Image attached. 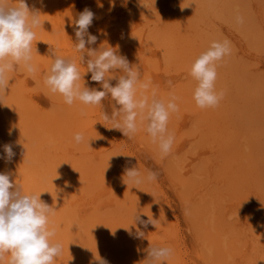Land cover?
Masks as SVG:
<instances>
[{
  "label": "rangeland",
  "instance_id": "374dc122",
  "mask_svg": "<svg viewBox=\"0 0 264 264\" xmlns=\"http://www.w3.org/2000/svg\"><path fill=\"white\" fill-rule=\"evenodd\" d=\"M26 2L41 8L45 24L35 29L37 73L30 77L20 68L10 73L0 103V155L11 142L16 153L9 164L0 159V172L13 174L10 166H20L28 182L20 183L18 170L12 182L26 186L27 194L45 192L41 199L54 205L52 242L62 245L54 264H89L97 251L108 264H140L150 243L173 250L168 264H264V0H115L114 8L110 0ZM86 7L96 14L89 28L98 36L93 47L105 41L118 45L139 64L141 79L151 81L147 94L155 89L158 98L178 96L179 111L168 124L175 139L167 157L143 125L131 139L107 128L112 124L102 113H111L110 97L101 105L76 101L70 107L44 85L53 60L50 47L62 57H78L73 22ZM212 41L231 46L217 68L216 89L225 95L218 107L200 109L192 99L196 82L189 70ZM90 77H84L86 86L102 90ZM76 133L85 140L77 144ZM132 165L142 175L157 172V179L138 189L127 186L122 174ZM136 210L144 219H157L156 227L142 229L143 239L125 230ZM9 259L5 254L0 264Z\"/></svg>",
  "mask_w": 264,
  "mask_h": 264
},
{
  "label": "clouds",
  "instance_id": "9594fccd",
  "mask_svg": "<svg viewBox=\"0 0 264 264\" xmlns=\"http://www.w3.org/2000/svg\"><path fill=\"white\" fill-rule=\"evenodd\" d=\"M38 3L43 5V0H38ZM114 7L115 0H110V8ZM183 8L186 7L181 6ZM41 14V8L36 7L35 3L30 6L26 0H0V103H3L6 89L10 86V73L17 68L30 77L37 73L33 63V43L38 42L35 29L44 23ZM95 19L96 14L86 7L73 22L76 37L74 51L79 54L77 58L62 57L56 48H49L53 60L43 76L44 85L51 94L61 95L69 106L76 101L85 106L101 105L106 97H110L113 101L112 111L110 114L106 111L102 113L103 120L112 124L107 128L119 130L123 136L131 139L143 125L151 142L158 145L161 157H167L175 139L168 130V124L171 115L179 111L176 103L178 97L169 94L167 100L158 98L155 89L150 95L147 94L151 81L141 79L139 64H132L120 52L118 45L112 46L105 41L106 44L103 42L99 47H93L97 44L98 36L91 34L89 28ZM35 50L38 53L37 48ZM230 55L228 41H212L191 64L189 75L196 82L193 99L198 108L219 106L225 93L222 89H216L217 68ZM77 60L79 65L85 66V71H81ZM87 73H91V81L97 82L102 90L86 86L84 77ZM113 80L116 81L115 85L112 84ZM168 84L171 85V81ZM74 139L79 144L85 137L76 133ZM90 140L87 141L89 146ZM15 155L13 145L5 144L0 159L11 163ZM157 176L158 173L150 169L146 175H142L139 168L132 165L125 166L122 181L127 186L131 184L137 188L135 186L142 183L155 181ZM11 177V171L0 172V262L5 254H10L8 264H54L62 252V245L52 242L56 229L50 227V217L55 214V207L41 199L45 192L27 194L21 185L12 182ZM141 213L145 214L134 211L133 224L123 228L135 239L145 238L142 229H147L149 225L156 227L157 223L153 216L147 215V219H144ZM115 232L111 230L113 237ZM144 251L146 257L140 264H168L173 254L170 247L151 243ZM89 264H108V261L100 257L97 251L94 261Z\"/></svg>",
  "mask_w": 264,
  "mask_h": 264
},
{
  "label": "bare ground",
  "instance_id": "6f19581e",
  "mask_svg": "<svg viewBox=\"0 0 264 264\" xmlns=\"http://www.w3.org/2000/svg\"><path fill=\"white\" fill-rule=\"evenodd\" d=\"M158 3H159V2H158ZM147 9H148V8H147ZM177 13H178V12H177ZM150 16H151V15H150ZM182 17H183V16H182ZM44 24H45V23H44ZM54 24H55V23H54ZM174 31H175V30H174ZM177 31H178V30H177ZM184 32H185V31H184ZM46 33H47V32H46ZM49 33H50V32H49ZM251 38H252V37H251ZM249 42H250V41H249ZM163 44H164V43H163ZM189 50H190V49H189ZM40 56H41V54H40ZM45 56H46V55H45ZM173 57H174V56H173ZM182 59H183V58H182ZM239 66H240V65H239ZM156 67H157V66H156ZM227 68H228V67H227ZM235 69H236V68H235ZM242 72H243V71H242ZM227 74H228V73H227ZM230 74H231V73H230ZM144 77H145V76H144ZM242 80H243V79H242ZM251 80H252V79H251ZM188 81H189V80H188ZM259 81H260V80H259ZM233 83H234V82H233ZM236 83H237V82H236ZM236 83H235V85H236ZM253 84H254V83H253ZM235 85H234V86H235ZM20 86H21V85H20ZM238 86H239V85H238ZM249 86H250V85H249ZM255 86H256V85H255ZM223 88H224V87H223ZM220 89H221V87H220ZM230 91H231V90H230ZM244 91H245V90H244ZM251 91H252V90H251ZM260 91H261V90H260ZM224 93H225V92H224ZM241 93H242V92H241ZM247 93H248V92H247ZM254 94H255V93H254ZM229 95H230V94H229ZM241 95H242V94H241ZM241 95H240V96H241ZM233 96H234V95H233ZM238 96H239V95H238ZM253 96H254V95H253ZM177 97H178V96H177ZM228 97H229V96H228ZM234 97H235V96H234ZM183 99H184V98H183ZM192 99H193V98H192ZM252 99H253V98H252ZM182 101H183V100H182ZM191 101H192V100H191ZM235 101H237V99H236ZM248 101H249V100H248ZM236 104H237V102H236ZM3 105H4V104H3ZM219 105H220V104H219ZM257 105H258V104H257ZM238 106H239V104L237 105V108H238ZM248 106H249V105H248ZM70 107H71V106H70ZM188 107H189V106H188ZM233 107H234V106H233ZM249 107H250V106H249ZM255 108H256V107H255ZM77 110H78V109H77ZM214 110H215V109H214ZM262 110H263V108H262ZM230 111H231V110H230ZM242 111H243V110H242ZM246 111H247V109H246ZM248 111H249V110H248ZM52 113H53V112H52ZM84 113H85V112H84ZM223 113H224V112H223ZM223 113H222V114H223ZM253 113H254V112H253ZM263 113H264V112H263ZM251 114H252V113H251ZM256 114H257V113H256ZM55 115H56V114H55ZM59 117H60V116H59ZM219 117H220V116H219ZM262 117H263V116H262ZM85 119H86V118H85ZM85 119H84V120H85ZM179 119H180V118H179ZM32 121H33V120H32ZM39 121H40V120H39ZM211 121H212V120H211ZM254 121H255V120H254ZM82 123H83V122H82ZM187 129H188V128H187ZM251 131H252V130H251ZM46 135H47V134H46ZM234 135H235V134H234ZM20 137H22V136H20ZM47 137H48V136H47ZM191 137H192V136H191ZM65 138H66V137H65ZM243 139H244V138H243ZM65 140H66V139H65ZM245 140H247L246 137H245ZM98 142H99V141H98ZM253 142H254V141H253ZM12 143H13V142H11V144H12ZM232 143H233V142H232ZM246 143H247V142H246ZM8 144H9V143H8ZM248 144H249V143H248ZM248 144H247V145H248ZM253 144H254V143H253ZM1 145H2V143H1ZM13 145H14V144H13ZM80 145H81V144H80ZM55 146H56V145H55ZM261 146H262V145H261ZM247 147L249 148V146H247ZM250 147H251V146H250ZM48 148H49V147H48ZM56 148H57V147H56ZM29 149H30V148H29ZM261 149H262V148H261ZM38 151H39V150H38ZM43 152H44V151H43ZM43 152H42V153H43ZM248 152H249V151H248ZM51 153H52V152H51ZM43 154H44V153H43ZM43 154H42V155H43ZM114 154H115V153H114ZM258 154H259V153H258ZM1 155H2V154H1ZM191 156H192V155H191ZM258 156H259V155H258ZM36 157H37V156H36ZM218 157H219V156H218ZM255 157H256V156H255ZM37 158H38V157H37ZM202 159H203V158H202ZM238 159H239V158H238ZM245 159H246V158H245ZM250 159H251V158H250ZM2 160H3V159H2ZM38 160H39V159H38ZM240 160H241V159H240ZM3 161H4V160H3ZM26 161H27V160H26ZM248 161H249V160H248ZM248 161H247V162H248ZM28 162H29V161H28ZM176 163H177V162H176ZM183 163H184V162H183ZM249 163H251V162H248V164H249ZM260 163H261V162H260ZM4 164H5V161H4ZM4 164H1V165L3 166ZM8 164H9V163H8ZM8 164H6V165H8ZM69 164H71V163H69ZM207 164H208V163H207ZM262 164H263V163H262ZM6 165H4V166H6ZM42 165H43V164H42ZM55 165H56V164H55ZM177 165H178V164H177ZM219 165H220V164H219ZM250 165H251V164H250ZM4 166H3V168H4ZM11 166H12V167H11ZM11 166H10V168H12V170H13V167H14V169H15L16 171L18 170V169L15 168V165L12 164ZM47 166H48V165H47ZM252 166H253V165H252ZM6 167H9V165L6 166ZM16 167H18V166H16ZM58 167H60V166L58 165ZM19 168H20V169L17 171V172H19V173H17L16 171L13 170V171H14L13 174H14L15 172H16V173H15L16 175L18 174V176H19L18 179H20V178L22 177V171H21L22 169H21L20 166H19ZM25 168H26V167H24V169H25ZM60 168H61V167H60ZM71 168H72V166H71ZM7 169H9V168H7ZM69 169H70V168H69ZM192 169H193V168H192ZM4 170H5V169H3V171H4ZM196 170H197V169H196ZM10 171H11V170H10ZM50 171H51V170H50ZM11 172H12V171H11ZM25 172H27V171L25 170ZM214 172H215V171H214ZM221 172H222V171H221ZM20 173H21V174H20ZM239 173H240V172H239ZM13 174H12V175H13ZM26 174H27V173H26ZM32 174H33V173H32ZM59 174H62V173L60 172ZM33 175L35 176V174H33ZM67 175H68V174H67ZM26 176H27V175H26ZM29 176H30V174H29ZM40 176H41V174H40ZM251 176H252V175H251ZM30 177H31V176H30ZM242 177H243V176H242ZM27 178H28V177H27ZM27 178L23 176V178H21V179L19 180L20 183H22L21 180H24V179L26 180ZM243 178H244V177H243ZM38 180H39V179H38ZM38 180H37V181H38ZM32 181H34V180H32V177H31V182H32ZM39 181H40V180H39ZM248 181H249V180H248ZM15 182H17V181H15ZM26 182H28V181L26 180ZM26 182H25V184H26ZM33 183H34V182H33ZM25 184H23V185L25 186ZM29 184H30V183H29ZM21 185H22V184H21ZM32 185L35 186V185H37V184L35 183V184H32ZM25 187H26V186H25ZM25 187H24V188H25ZM29 187H30V185H29ZM65 187H66V186H65ZM227 187H228V186H227ZM22 188H23V187H22ZM24 188H23V190H24ZM31 188H32V187H31ZM35 188H36V187H35ZM31 190H32V189H31ZM35 190H37V188H36ZM33 191H34V190H33ZM24 192H25V191H24ZM35 192H36V191H35ZM35 192H34V193H35ZM25 193H26V192H25ZM105 197H106V196H105ZM129 202H130V201H129ZM118 204H119V203H118ZM216 206H217V205H216ZM194 210H195V209H194ZM75 217H76V216H75ZM113 217H114V216H113ZM72 221H73V220H72ZM214 222H215V221H214ZM126 225H127V224H126ZM199 227H200V226H199ZM76 232H77V231H76ZM232 234H233V233H232ZM84 239H85V238H84ZM208 247H209V246H208ZM204 250H205V249H204ZM211 252H212V251H211ZM211 252H210V254H211ZM208 253H209V252H208ZM204 254H205V253H204ZM255 261H256V260H255ZM246 263H248V262H246ZM256 264H257V263H256Z\"/></svg>",
  "mask_w": 264,
  "mask_h": 264
}]
</instances>
